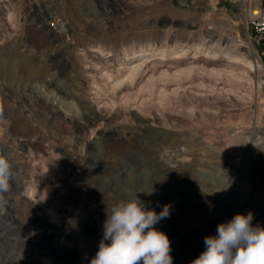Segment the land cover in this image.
<instances>
[{
    "label": "rangeland",
    "instance_id": "rangeland-1",
    "mask_svg": "<svg viewBox=\"0 0 264 264\" xmlns=\"http://www.w3.org/2000/svg\"><path fill=\"white\" fill-rule=\"evenodd\" d=\"M258 6L0 0V154L18 173L0 207V264H89L107 210L136 196L156 212L171 205L155 227L173 264H190L237 213L264 227V44L250 25ZM246 41L259 71L245 63ZM195 47L237 55L239 73L201 66L127 78L132 52L151 60L163 51L165 61Z\"/></svg>",
    "mask_w": 264,
    "mask_h": 264
},
{
    "label": "clouds",
    "instance_id": "clouds-1",
    "mask_svg": "<svg viewBox=\"0 0 264 264\" xmlns=\"http://www.w3.org/2000/svg\"><path fill=\"white\" fill-rule=\"evenodd\" d=\"M5 122L0 112V124ZM17 175L10 160L0 154V207L7 205ZM146 194L153 195L154 190ZM170 215V204L156 212L137 196L116 203L106 212L103 235L89 264H173L169 237L155 227ZM253 218L251 211L237 213L218 224L216 234L204 238V250L190 264H264V227L254 225Z\"/></svg>",
    "mask_w": 264,
    "mask_h": 264
},
{
    "label": "bare ground",
    "instance_id": "bare-ground-1",
    "mask_svg": "<svg viewBox=\"0 0 264 264\" xmlns=\"http://www.w3.org/2000/svg\"><path fill=\"white\" fill-rule=\"evenodd\" d=\"M256 10L257 9H253L254 12H256ZM245 47H246V54H247V56L245 58V63L248 65L249 68H253L254 70L259 71L260 63H259L258 55H257L255 49L253 48V46L251 45V43L249 41L245 42ZM198 49L199 48L195 47L194 48V51H195L194 54L192 56L190 55L189 57L187 55H185L186 51L184 50V48L180 49L179 51L172 53L171 55H173V56L170 55L171 57H168L167 59H165V61H162L163 51L160 54V58H157V57L155 59L151 58V60H147V59L149 58L148 55H150V53H152V52H138V53L132 52L129 54V57L125 58L124 60H126V59L127 60H133V58L134 59L138 58V59L135 61L133 60L134 61L133 65H130L128 68H126L127 72H128L127 78L134 81V80H137L139 78V76H142L141 74H146V72H149L152 70L153 71H159V73H161L162 75H167L168 72L171 70L175 71L176 73H179V74H184V75L189 74L190 75L192 72H194L196 69H198L201 66H210L211 69L215 70L216 72H222L224 70V68H227V69H229L227 71L229 73H231L232 75H235V76L239 73L240 65L238 64V62H236L238 60L237 55L234 56L232 54H229L228 51H224L223 52L224 56H223V55H220L219 53H217L216 50H214L213 52H210L209 57H207L208 55L207 56H197L196 54L198 52ZM180 58H182V59H180ZM225 58L229 59L230 61L223 65L222 62H224ZM222 67H224V68H222ZM227 71H225V72H227ZM159 73H158V75H159ZM108 76H110V75H108ZM160 78H162V77H160ZM146 79H148V78H146ZM151 79H150V81H151ZM149 86H150V84H149ZM199 86H201V84H198V87ZM202 86H203V84H202ZM81 101H82L81 104L83 107H85L88 111H90V113H95L96 109H95V107H93V105L91 103H89L85 99L84 100L82 99ZM55 112H54V114H56ZM52 114H53V112H52ZM60 114H58V115H60ZM233 138L235 140V137H233ZM197 140H199V139H197ZM196 157H197V155H196ZM180 160H181V158L174 159L175 163L177 161L179 163ZM180 163H183V162H180Z\"/></svg>",
    "mask_w": 264,
    "mask_h": 264
},
{
    "label": "built area",
    "instance_id": "built-area-1",
    "mask_svg": "<svg viewBox=\"0 0 264 264\" xmlns=\"http://www.w3.org/2000/svg\"><path fill=\"white\" fill-rule=\"evenodd\" d=\"M256 9L251 11L250 25L257 40L264 44V9L260 6Z\"/></svg>",
    "mask_w": 264,
    "mask_h": 264
}]
</instances>
